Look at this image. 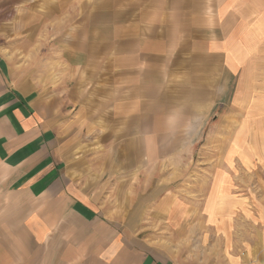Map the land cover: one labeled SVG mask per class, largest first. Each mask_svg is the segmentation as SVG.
Masks as SVG:
<instances>
[{"label": "crops", "instance_id": "obj_1", "mask_svg": "<svg viewBox=\"0 0 264 264\" xmlns=\"http://www.w3.org/2000/svg\"><path fill=\"white\" fill-rule=\"evenodd\" d=\"M25 2L0 20L26 58L17 73L0 50V264H183L139 237L141 206L188 215L155 158L176 148L184 169L205 121L243 101L264 120V0ZM225 149L264 177V154ZM260 232L248 253L263 261Z\"/></svg>", "mask_w": 264, "mask_h": 264}, {"label": "rangeland", "instance_id": "obj_2", "mask_svg": "<svg viewBox=\"0 0 264 264\" xmlns=\"http://www.w3.org/2000/svg\"><path fill=\"white\" fill-rule=\"evenodd\" d=\"M23 2L31 4L34 0H0V20L3 22L4 19L14 20L18 17L21 14L19 7L22 6L19 3ZM23 12L26 16V11ZM11 25L9 22L0 24V50L9 54L18 73L26 58H23L20 50L16 51L18 48L23 49V41L19 34L10 33ZM33 44L31 48L35 49L36 42ZM41 44L38 48L40 53L52 48L48 42L44 46ZM32 59L34 65L36 57ZM238 91L241 100H244L242 86ZM247 92L253 98L259 89L252 87ZM243 102L236 105L235 110H225L221 119L205 121L209 123L206 136L196 138L197 142L192 143L194 146L189 148V162L184 169L175 163L180 160L176 148H170V151L155 158L157 162L164 161V165L171 163L172 170L177 173L174 183L182 202L178 204L186 209L188 215L167 218L154 215L151 209L141 206V242L157 247L156 250L161 252L167 248L183 264H228L233 257L234 264H264V260L259 261L256 254L248 253L249 242L253 248L256 247V237L260 236V229L264 227V177L260 176V169L255 170L246 163L238 162L242 160L237 158L238 153L233 154L235 157H228L229 154L223 152L224 148H253L255 151L250 165L258 164L257 159L264 154L256 152L258 148H264V120L259 116L254 117L260 114V106L244 105ZM228 116L235 118L228 119ZM158 166L151 168L156 173V179H167L168 169H158ZM217 208L220 211L218 214L229 213L230 233L219 231L223 218L216 224L209 222L206 213L211 214ZM216 225L219 226L218 230L213 227ZM211 227L217 233L212 232Z\"/></svg>", "mask_w": 264, "mask_h": 264}]
</instances>
